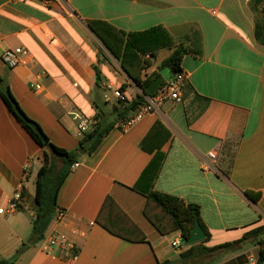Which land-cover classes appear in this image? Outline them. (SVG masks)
<instances>
[{"label": "crops", "instance_id": "1", "mask_svg": "<svg viewBox=\"0 0 264 264\" xmlns=\"http://www.w3.org/2000/svg\"><path fill=\"white\" fill-rule=\"evenodd\" d=\"M252 1L0 0V76L51 142L69 151L79 148L73 112L97 119L103 111L115 121L97 149L78 159L80 166L58 194L55 211L66 210V218L62 224L52 218L44 235L59 232L74 249L58 246L47 253L43 240L31 243L44 150L0 97V209H7L20 186L24 196L19 211L0 214V260L23 249L14 264L179 261L190 246L173 245L183 239L180 231L162 235L144 214L147 197L134 190L158 153L164 161L153 188L200 207L210 236L205 247L234 243L264 226V46L255 39L261 18ZM92 21L127 33L167 29L176 44L190 51L181 66L187 75L182 101H166L158 113L124 131L115 112L124 105L114 92L120 90L129 102L144 95L90 30ZM18 47L27 49L29 57L9 69L2 54ZM172 52L162 50L149 60L145 56L150 65L145 64L141 78L160 72ZM100 105H112L113 114ZM211 151L218 152L215 170L204 171ZM26 163L29 172L24 171ZM248 191L259 194L257 202L247 197ZM107 197L144 233L145 242L116 236L97 222ZM262 249L249 242L206 256L200 264H264L259 260Z\"/></svg>", "mask_w": 264, "mask_h": 264}, {"label": "trees", "instance_id": "2", "mask_svg": "<svg viewBox=\"0 0 264 264\" xmlns=\"http://www.w3.org/2000/svg\"><path fill=\"white\" fill-rule=\"evenodd\" d=\"M262 6V8H260ZM252 9L261 13L262 18L255 25V39L258 44L264 46V0H253ZM90 30L121 62L122 68L128 73L135 84L142 90L132 101L120 102L122 108L115 109L117 116L126 120L131 113L144 103L147 87L160 76V72L149 75L146 79L141 78V72L148 67L150 61L144 60L145 56L155 59L165 49L173 50L172 54L162 63L161 70L168 68L173 78L183 72L182 62L189 54V50L183 45L176 44L174 37L164 27L158 26L143 32L127 33L104 21H92L88 24ZM166 81L162 83V86ZM0 97L4 100L9 111L14 115L20 125L30 137L44 150V162L40 167L36 180V212L33 220L32 244H37L44 239L45 232L49 227L54 213L56 212L57 199L60 189L71 174V167L82 155H91L102 140L114 128L115 121L109 120L103 111H99L98 124L80 141L77 150L69 151L53 144L39 123L30 118L13 95L12 90L5 79L0 76ZM92 139L88 148L84 144ZM146 150V147H144ZM57 160L61 166L57 167ZM164 161L161 153L156 154L134 190L147 197L144 214L154 227L162 234L167 235L180 231L183 240L190 237L196 223L199 222L205 230V241L192 245L181 254L177 262L166 261L160 264H200V260L206 256L218 252L238 250L249 242H258L263 246L260 252V261H264V240L259 238L264 234V226L248 232L244 237L234 243H226L213 248H207L204 243L209 239V233L202 224L200 207L195 204H186L178 197L155 191L154 180L158 176ZM147 185L144 188V185ZM248 198L257 202L259 194L246 192ZM97 222L112 234L134 242H145L146 236L142 231L120 210L111 197H107L99 213ZM110 222H114L112 226ZM126 228L122 233L116 229ZM23 249L9 260H0V264H14Z\"/></svg>", "mask_w": 264, "mask_h": 264}, {"label": "built area", "instance_id": "3", "mask_svg": "<svg viewBox=\"0 0 264 264\" xmlns=\"http://www.w3.org/2000/svg\"><path fill=\"white\" fill-rule=\"evenodd\" d=\"M29 57V51L25 48H15L6 50L2 54V60L4 64L9 68H15L25 63L26 59ZM151 59L148 55L146 60ZM187 79V75L184 72L178 73L176 76L169 81H166L165 85H161L157 92L152 95L145 97V101L141 104L136 111L133 112V115L129 116L126 120L121 121V128L126 131L130 129L137 122L142 120L147 114L158 113L162 105L168 101L172 100L175 102H181V91ZM31 87L35 90H40V85L32 84ZM114 96L118 102H124L127 100L126 96L120 91L116 90ZM73 119L76 123V132L77 137L83 139L90 131H92L98 124V119H90L84 116L81 113L73 112L71 113ZM218 160V152L211 151L207 154L203 162L204 171H214V165ZM80 166L79 162H76L72 165L71 171L76 170ZM31 168L30 163H26L24 167L25 172H29ZM24 202L23 189L20 186L14 193L13 198L11 199L7 209H0V214H13L20 210ZM66 210L59 209L55 212L53 218L58 224H62L66 218ZM174 246L185 247L184 240L181 239L178 242L173 243ZM62 247L63 249H74L72 243H70L66 237L59 232H54L48 234L46 238L43 239L42 250L47 253H51L52 249L55 247ZM77 253L72 256L73 260L77 259Z\"/></svg>", "mask_w": 264, "mask_h": 264}, {"label": "water", "instance_id": "4", "mask_svg": "<svg viewBox=\"0 0 264 264\" xmlns=\"http://www.w3.org/2000/svg\"><path fill=\"white\" fill-rule=\"evenodd\" d=\"M171 79V73L168 68H164L160 71V76L156 78L148 87H147V94L152 96L154 95L159 87L162 85L164 81H169ZM92 143V139L88 140L84 147L88 148L90 144ZM207 238V235L202 228L201 224L199 222L196 223L195 227L193 228L191 235L188 239L184 240V246H192L198 243H201L205 241Z\"/></svg>", "mask_w": 264, "mask_h": 264}, {"label": "rangeland", "instance_id": "5", "mask_svg": "<svg viewBox=\"0 0 264 264\" xmlns=\"http://www.w3.org/2000/svg\"><path fill=\"white\" fill-rule=\"evenodd\" d=\"M259 17L262 18L261 13H259ZM99 108H100V110H104V111L111 113V114H113V112H114L112 105H110L109 107H107L105 105H100ZM60 166H61V162L59 160H57V167H60ZM35 174H37V168L35 169Z\"/></svg>", "mask_w": 264, "mask_h": 264}]
</instances>
